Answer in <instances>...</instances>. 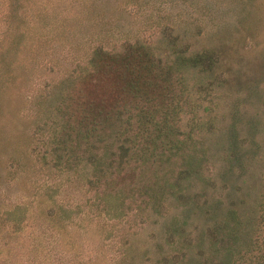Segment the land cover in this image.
<instances>
[{"label":"trees","instance_id":"obj_1","mask_svg":"<svg viewBox=\"0 0 264 264\" xmlns=\"http://www.w3.org/2000/svg\"><path fill=\"white\" fill-rule=\"evenodd\" d=\"M10 1V14L1 13L5 29L36 17L26 9L38 0ZM119 46L96 47L34 100L33 138L45 167L84 187L92 194L89 206L112 219L187 208L183 222L170 223L175 237L166 236L169 252L158 253L156 264H264V122L259 132L239 110L219 111L227 82L212 77V66L178 53L168 63L150 43ZM5 52L0 47L4 83L12 67ZM194 73L198 85L191 83ZM191 95L208 102L206 115ZM183 115L192 120L187 128ZM239 122L247 129H237ZM214 140L220 144L212 146ZM58 212L69 216L63 205ZM0 218L18 229L23 212L7 210Z\"/></svg>","mask_w":264,"mask_h":264},{"label":"rangeland","instance_id":"obj_2","mask_svg":"<svg viewBox=\"0 0 264 264\" xmlns=\"http://www.w3.org/2000/svg\"><path fill=\"white\" fill-rule=\"evenodd\" d=\"M37 2L36 6L27 4L30 18L36 15L27 26L11 22L6 29L1 18L13 9L11 1L2 0L0 6V47L12 61L6 83L0 63V217L7 210L23 212L18 229L12 222L2 224L0 218V264H156L158 253L162 258L169 252L166 236L175 237L169 232L170 223L174 218L183 222L187 208L168 205L163 214L143 220L136 211L112 219L90 207L87 200L92 194L65 174L48 169L40 158L43 151L33 138L38 115L34 100L77 63L86 62L96 47L140 41L158 48L162 56H168V63L178 53L198 66L205 65L206 70L212 66L216 71L212 77L227 82L220 89L219 111L228 115L239 110L244 113L243 123L259 124L260 132L264 122V102L260 101L264 98V0ZM201 52L208 58L198 57ZM191 96V102H201L199 111L206 115L203 107L208 102ZM231 122L229 118L226 123ZM181 123L185 128L192 120L183 115ZM240 123L237 129H247ZM217 142L212 146H218ZM61 205L69 216L58 212ZM197 221L202 226V219ZM191 227L195 226L190 223Z\"/></svg>","mask_w":264,"mask_h":264}]
</instances>
